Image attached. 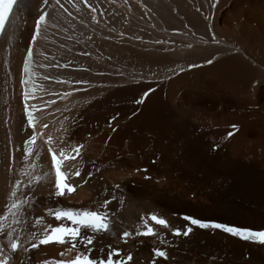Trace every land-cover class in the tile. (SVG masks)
Masks as SVG:
<instances>
[{"label":"bare ground","instance_id":"obj_1","mask_svg":"<svg viewBox=\"0 0 264 264\" xmlns=\"http://www.w3.org/2000/svg\"><path fill=\"white\" fill-rule=\"evenodd\" d=\"M61 3L64 8L55 0H19L0 36V214L17 180L24 182L18 197L30 201L22 208L24 222L12 225L20 250L13 253L0 234V260L43 264L73 259L77 250L68 251L69 245H41L26 252L34 242L26 237L34 232L39 238L48 225L68 223L55 220L49 209L103 210L100 205L110 200L112 231L95 234L93 257H106L112 245L122 256L131 252L132 264H151L152 259L156 264H264V246L221 230L211 234V229L193 226L185 237L154 225L157 236L133 235L127 243L120 239L125 230H143L140 218L151 213L175 227L187 224L184 215L249 226L229 221L230 205L209 202L176 159L179 142L190 141L191 152L201 141L225 140L227 126L242 122L223 142L222 153L235 160L251 155L254 168L264 163V0H220L216 7L212 0H91L96 11L83 0ZM42 11L49 15L33 41ZM29 49L32 83L25 84ZM154 85L159 89L136 104ZM25 92L31 94L28 99ZM237 107H244L241 115ZM27 111L33 112L34 128ZM32 134L38 139L25 158ZM77 145L84 146L80 156L64 168L78 167L81 176L72 182L82 186L56 196L49 148L58 153ZM25 172L42 179L26 186ZM38 217H43L39 225ZM236 218L243 219L241 214ZM11 220L9 216L6 223ZM157 248L168 258H155ZM79 251H84L82 245Z\"/></svg>","mask_w":264,"mask_h":264},{"label":"snow or ice","instance_id":"obj_2","mask_svg":"<svg viewBox=\"0 0 264 264\" xmlns=\"http://www.w3.org/2000/svg\"><path fill=\"white\" fill-rule=\"evenodd\" d=\"M84 4L90 8L92 11H96L95 7L92 5L91 0H83ZM220 0H212L211 7H216L219 4ZM19 3V0H0V36L4 35L7 29L8 22L10 20L11 14L15 8V6ZM44 4H48L49 0H43ZM55 3L59 5L61 8H64V5L61 3V0H55ZM64 11H68L66 8ZM71 15V13H68ZM49 13L42 11L36 21L35 33L33 36V41H35V37L40 34V25L46 22V18ZM95 20V17H93ZM98 22V21H97ZM213 42L219 43L216 40L215 35L212 37ZM159 42V41H158ZM191 47V45H189ZM31 61H32V50L29 49L27 53V62L24 65V71L29 73V79L25 80V84H31ZM208 64L213 63V60L209 59L206 61ZM53 67H57L59 65H51ZM197 65H192V67H196ZM62 67L67 68L68 65H62ZM45 80L50 79V77L45 76ZM60 82V81H57ZM77 83H82L78 81ZM154 91V89H149L144 93V95L135 101L136 104L144 103L145 99L148 95ZM70 93H64L65 96ZM31 94L29 92H25V99H28ZM28 124L30 127L34 128V116L32 111H27ZM115 119V118H113ZM45 128L48 127L47 124L44 125ZM232 129L227 133L226 138L233 137L238 131L239 126L236 124L230 125ZM38 139L37 134L30 135L29 139L26 141L27 148L25 150V158L31 156L33 154L34 145ZM47 143L52 142V137H48ZM83 145H77L75 147H71L66 150L64 148L59 149L57 153L52 148H49V153L51 154L52 159V167L55 171V195L56 196H64L70 195L78 187H81L82 184L73 183L74 177L81 176V170L77 167L74 171L65 170L64 165L67 161H75L81 154L83 149ZM219 145H214V149L218 148ZM31 167H35V165H31ZM24 175L28 176V182L26 186H31L33 180L36 183H39L42 179L40 176L33 177L30 172H25ZM47 176V173L44 174ZM24 182L17 180L10 191L9 200L5 208V212L0 214V234L6 236L9 241L10 249L13 253H16L21 248V240L19 234L13 235L16 233V228L12 227V225H20L23 221L22 208L24 205L28 204L30 201L27 197L24 199H20L17 195L20 190L22 184ZM83 183H87V180H84ZM118 187V186H117ZM111 203L110 200H105L100 208L103 210H93V209H49V214L53 215L55 220L57 221H67L68 223H60L58 226L48 225L43 229L41 236L38 238L36 233L32 232L28 234V237L31 241L30 248H24V251H29L31 249L39 248L41 245H49V244H60V245H69L68 251L77 250V254L73 259L70 260H55L49 259L43 261V264H132L134 257L131 252L122 256V250L119 248H115L112 245H109V251L106 254V257L96 258L92 256V252L94 249L92 246L96 240V235L98 233H108L112 231V219L110 214L107 211V206ZM9 216L12 217L11 223H6L9 220ZM184 221H187V224L182 227H175L171 224V222L164 218L162 215H157L155 213H151L146 217H141L140 221L142 223V229H137L135 232L125 230L120 235V239L127 243L128 239H130L133 235L136 236H157L158 232L154 225H158L164 229H171L172 235L174 236H188L190 235L195 227L201 229H214L221 230L224 233L230 234L234 237H237L241 240L257 243L260 245H264V229H252L250 227L231 225L228 223L210 221V220H202L200 218H196L190 215H184L181 217ZM43 223V217L36 218L35 224L39 225ZM11 230L8 231L7 229ZM85 231H91L93 235H85ZM83 246L84 251H79L80 246ZM0 252H3V247H0ZM61 256H64V253H60ZM153 255L155 258H163L167 259V252L163 249H154ZM0 264H9L8 258H4L0 260ZM151 264H156V259L151 260Z\"/></svg>","mask_w":264,"mask_h":264},{"label":"rangeland","instance_id":"obj_3","mask_svg":"<svg viewBox=\"0 0 264 264\" xmlns=\"http://www.w3.org/2000/svg\"><path fill=\"white\" fill-rule=\"evenodd\" d=\"M168 79H166V82L169 81ZM156 82H159V80ZM154 88H156V90L159 89V85H156V87L154 85L152 89ZM156 90L154 89V91ZM162 97L164 99L166 97L165 90L164 93L162 92ZM231 109L233 110L232 107ZM235 111L238 115H241L244 112V107H237ZM262 112H264V109ZM238 123L240 128L242 122ZM232 124L237 125V123ZM228 126L227 133L232 130L230 124ZM212 128L217 129L218 125L217 128L216 125ZM227 133L225 136H227ZM221 137L217 140H213L211 143H207L206 141L203 143L201 141L191 152L188 149L191 147L189 145L190 141H188V143L185 141L182 144L179 142L178 146L181 151L177 154V164L181 171L186 173L195 184L199 185L200 191L203 192L204 195L207 194L206 197L207 199L209 198V202L215 204L216 202L219 203L223 201L230 205L231 215L228 219L229 221L239 223L244 221L243 224L249 225L245 227L256 229L253 228V226L256 227L258 224H264V174H262L264 173V163L259 166V168H254L249 165L252 159L251 155H245L242 159L240 157V160L230 158L224 154L225 152L222 153V151H224L223 142L230 138L224 137L225 140H223ZM214 145H219V147L213 150ZM257 152L261 155L259 152L262 151L258 146ZM259 158L258 160L260 161L263 159L262 157ZM238 214L242 215V220L241 218H236ZM230 224L236 225L231 222ZM259 229H264V225L257 230ZM213 231L214 230L211 229L209 233L213 234ZM248 243L253 244L254 247L260 246V244L257 243ZM249 255L250 253L245 251L243 257L248 260L250 257ZM221 256L225 258L223 253ZM221 256L218 259L220 261L224 259L221 258Z\"/></svg>","mask_w":264,"mask_h":264}]
</instances>
